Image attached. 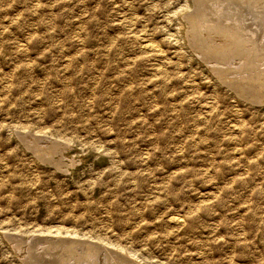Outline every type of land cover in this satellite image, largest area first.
<instances>
[{
    "label": "rangeland",
    "instance_id": "374dc122",
    "mask_svg": "<svg viewBox=\"0 0 264 264\" xmlns=\"http://www.w3.org/2000/svg\"><path fill=\"white\" fill-rule=\"evenodd\" d=\"M263 22L264 0H0V264H264V102L204 62L264 69Z\"/></svg>",
    "mask_w": 264,
    "mask_h": 264
},
{
    "label": "bare ground",
    "instance_id": "6f19581e",
    "mask_svg": "<svg viewBox=\"0 0 264 264\" xmlns=\"http://www.w3.org/2000/svg\"><path fill=\"white\" fill-rule=\"evenodd\" d=\"M177 16V15H176ZM185 26L187 25L188 26V31L187 32H192L193 34L198 30V26L201 27V25L197 22V21H194L192 20V15H189V16H185ZM263 20V18H262ZM131 22V21H130ZM260 24V23H259ZM263 26H264V22L261 23ZM260 24V25H261ZM217 25V24H216ZM208 28V32L210 30L209 27ZM255 28V27H254ZM218 29V28H217ZM217 29H214V30H211L213 33H217ZM222 31V30H221ZM223 35V34H222ZM231 43L233 44L234 42V45H238V43L236 42L235 38H231L230 39ZM240 41V39H239ZM258 41H261L263 44L261 43H258L257 46L259 49L263 50L264 49V41H262L259 37H258ZM240 43V42H239ZM145 49V48H144ZM240 59L235 62V65L237 66V69L235 68H225L224 70L223 69H220V67L218 66V64H220L219 62H216V64H214L213 61H210L208 58H204V62L208 63V65L210 66V69L211 71H214L215 75H217L221 81L227 85V87L230 88V90L234 91L236 94L242 96V97H245L247 99H250L251 101L253 102H260V103H263L264 102V69H259L257 66H253L251 69L250 67H248V65L246 64L247 63V60L245 61V63L243 62V64H239L240 62ZM249 61V60H248ZM232 63V62H231ZM250 64V63H249ZM252 64V63H251ZM238 65H242V68ZM251 66V65H250ZM233 67V66H232ZM244 72H247V76H244V77H241L242 74H244ZM239 76L238 77H231L232 74H235ZM235 75V76H236ZM234 76V75H233ZM224 77V78H223ZM242 85H248L249 87H253L255 88L256 90H254L253 93H248L243 87ZM246 95V96H244ZM28 133V132H27ZM23 135V134H22ZM31 138V137H30ZM43 138V137H42ZM33 139V138H32ZM48 139V138H47ZM42 140V139H41ZM60 141V140H59ZM28 142V140H27ZM61 142V141H60ZM42 145L40 146H31L30 143L27 145V147L29 149L31 148H37L36 150V153L37 156L42 159L43 161H46L50 164H53L55 163H58L54 160H52L51 157L49 156H53L54 153L56 151H58V149H64L63 146H61V144H57V142H52L50 140H46L44 141H41ZM67 146V145H66ZM68 147V146H67ZM66 150V149H65ZM48 157H46V156ZM55 156V155H54ZM67 160V159H66ZM67 163V162H66ZM70 164V163H69ZM60 166V165H59ZM31 237V236H30ZM32 239V238H31ZM41 240V239H40ZM47 240V239H46ZM24 241V240H23ZM78 241V239H77ZM84 242V241H82ZM77 243L76 240H61V242L59 243V245L61 246V249H62V254H61V258L62 256H67L68 258L70 259H75V257H77V259L79 260L82 259L84 260V257L86 256H80L81 254H83V251L81 252V254L76 250L75 246L78 244H75ZM86 243V242H85ZM84 243V244H85ZM92 243V242H91ZM15 244V243H14ZM83 244V245H84ZM26 245V244H25ZM93 245V244H92ZM90 244V246H92ZM99 245V244H98ZM40 246V245H39ZM82 247V246H81ZM87 247V246H86ZM85 247V248H86ZM100 247V246H99ZM99 247L98 250H99ZM44 248V247H43ZM84 248V247H83ZM82 248V249H83ZM89 248V247H88ZM92 248V247H90ZM89 248V250H90ZM93 248H96L95 246H93ZM29 250V249H28ZM87 250V252H92V251H89ZM28 252V251H27ZM37 252V251H36ZM96 252V250H95ZM19 253H21L19 251ZM95 254V253H94ZM103 258H102V261H101V264H130L128 261H132V260H128L127 262L128 263H124L125 259H120V258H115L116 256H112V261L110 262V257H109V254H107V251H105V253H103ZM91 254L89 253L88 256H90ZM120 255V253H119ZM91 257V256H90ZM101 257V256H100ZM93 257H91L92 259ZM100 259V258H99ZM90 260V259H89ZM138 260V258H137ZM88 261V260H87ZM80 263V261H78ZM132 263V262H131ZM99 264V263H98ZM138 264V263H137Z\"/></svg>",
    "mask_w": 264,
    "mask_h": 264
}]
</instances>
